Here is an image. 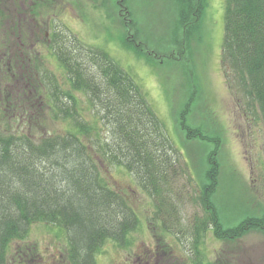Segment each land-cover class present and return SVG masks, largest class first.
Returning <instances> with one entry per match:
<instances>
[{
    "label": "trees",
    "instance_id": "1",
    "mask_svg": "<svg viewBox=\"0 0 264 264\" xmlns=\"http://www.w3.org/2000/svg\"><path fill=\"white\" fill-rule=\"evenodd\" d=\"M47 2L36 0L28 6L32 16L39 15ZM207 3L175 0L179 33L199 31ZM223 8L224 80L230 90L256 104L264 127V0H224ZM8 13L9 5L0 1V80L6 81H0V264H45L37 247L25 241L34 223L64 232L61 264H98L96 255L109 239L125 246L140 220L122 192L103 177V167L116 165L152 198L154 210L146 224L158 240L157 248L147 251L151 264H163L168 254L174 264H212L201 257L200 245L208 231L221 241H234L254 230L264 233V213L244 215L227 226L221 221L214 200L220 175L219 136L192 127L183 113L178 124L186 140L199 139L214 147L207 153L203 179L195 184L198 191L193 196L202 213L193 214L185 228H179L180 206L192 197L184 194L183 183L178 184V175L184 172L180 152L137 75L106 49L85 44L68 32V26H56L55 14L52 22H45L35 15L32 20L12 21ZM134 21L131 16L132 32L121 42L124 49L141 56L142 48L149 47L140 42ZM41 46L55 60L60 80L46 65L47 58L37 57ZM146 58L153 63V56ZM46 110L53 120L66 122V128L37 133ZM1 119L12 120L13 125L2 127ZM184 165L188 168L187 161ZM194 179L189 174L187 181ZM162 234L178 239L182 234L194 258L176 260L169 243L160 240Z\"/></svg>",
    "mask_w": 264,
    "mask_h": 264
},
{
    "label": "rangeland",
    "instance_id": "2",
    "mask_svg": "<svg viewBox=\"0 0 264 264\" xmlns=\"http://www.w3.org/2000/svg\"><path fill=\"white\" fill-rule=\"evenodd\" d=\"M223 4L224 0H208L201 27L195 34L178 32L175 0H70L64 7L54 3L53 10H50L48 0L44 7L39 8L42 20L52 22L51 14H55L56 26H68V32L85 44L106 49L120 65L137 75L172 145L180 152L178 155L184 172L178 175V184L183 183L184 194L192 197L180 206L179 228H185L193 214L202 213L193 195L198 186L195 184L200 183L208 167L207 153L214 147L211 142L186 140L178 124L181 113L187 114V123L192 127H199L213 137L219 136L216 159L220 175L214 200L225 226L244 215L264 213V127L256 104L244 99L241 92L230 90L224 80L220 60ZM125 10L131 12L129 16ZM131 16L141 33L140 42L148 43L149 48H142L141 56L124 49L121 42L124 35L132 32V23H128ZM37 49L41 51L37 57H46V65L60 80V69L56 68L55 60L44 47ZM148 55L154 58L152 64L146 61ZM21 81L15 80L18 84ZM190 100L193 101L191 106L184 110ZM48 112L44 111L45 123L37 128V133L61 132L66 128V122L53 120ZM15 113L19 112L15 110ZM6 123L9 127L13 125L12 120L1 119L2 127ZM21 125L22 129L28 130V126ZM184 161H187L188 168ZM103 169L104 179L122 192L140 221L130 232L125 246L119 247L114 241L107 240L96 255V261L98 264H131L128 260L134 259L136 253L157 248L158 239L146 224V218L154 210L153 201L124 168L116 165ZM189 174L195 179L188 182ZM26 235V243L37 247L45 264H61L60 257L66 247V237L61 229L34 223ZM178 237L180 239L162 234L160 240L169 243L176 260L191 261L187 257L193 255L187 239L182 234ZM200 247L201 257L212 264H264L263 232L254 230L234 241H221L208 231ZM169 256L166 255L168 261L163 264H174V259ZM134 261L133 264H140L137 258Z\"/></svg>",
    "mask_w": 264,
    "mask_h": 264
},
{
    "label": "flooded vegetation",
    "instance_id": "3",
    "mask_svg": "<svg viewBox=\"0 0 264 264\" xmlns=\"http://www.w3.org/2000/svg\"><path fill=\"white\" fill-rule=\"evenodd\" d=\"M2 3L8 4L9 5V13H8V19L15 21V20H21V19H28L32 20L34 19V15L32 16V10L31 6L33 5L36 0H0ZM70 0H49V4H54V3H60L63 7L66 6V4L69 3ZM30 10V11H29ZM38 20L42 21L41 15H35ZM13 24V23H12ZM37 32L39 31L38 28L36 27ZM14 34V32H13ZM47 35V33H45ZM147 251L141 250V252H138L135 254V258H137V261L144 260V264H151L149 263L150 259H152V256L147 255ZM133 257H131V260H128L129 263L133 264L135 262Z\"/></svg>",
    "mask_w": 264,
    "mask_h": 264
}]
</instances>
